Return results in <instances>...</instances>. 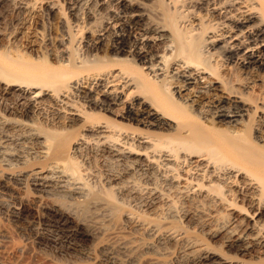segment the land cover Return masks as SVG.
<instances>
[{
  "label": "bare ground",
  "instance_id": "1",
  "mask_svg": "<svg viewBox=\"0 0 264 264\" xmlns=\"http://www.w3.org/2000/svg\"><path fill=\"white\" fill-rule=\"evenodd\" d=\"M43 1L0 0V64L25 76L0 90L30 119L0 118V166L45 164L3 170L0 211L23 218L5 189L33 190L36 235L83 264H264V0H61L69 19L46 1L63 44L35 59L13 38L32 43ZM84 11L108 16L79 49ZM73 128L91 139L66 145Z\"/></svg>",
  "mask_w": 264,
  "mask_h": 264
},
{
  "label": "rangeland",
  "instance_id": "2",
  "mask_svg": "<svg viewBox=\"0 0 264 264\" xmlns=\"http://www.w3.org/2000/svg\"><path fill=\"white\" fill-rule=\"evenodd\" d=\"M46 1L49 2V1H56V0H45V2L43 1L42 8L38 10L40 12L37 15V19L35 20V23H36L35 28H36L37 34H36L35 39L32 41V43L29 44V42H31L29 41V39L25 41V39L20 40L21 37L17 38V36H15L13 38L14 39L13 41H15V38L18 39L15 42V44H13L16 46V49L19 48L27 52L32 47V50L30 51H33L32 56L35 59H39L42 56V54L45 52H48V54L49 53L50 54L51 53L61 54V52L59 51H61V45L63 44L62 36L64 35V32H65L63 27L60 24H58L57 21L48 19V17L46 18L45 15H43L44 9L47 7ZM140 1L143 2L144 4L149 5V7L151 8H154L160 5L158 4L156 0H140ZM57 2L58 3L60 2L59 3L61 5L60 7L62 8V10H64L65 13H67L66 18L69 19L68 11H66L69 5L66 3L61 4V0H57ZM73 3H78V0H73L72 4ZM82 13H83L82 17L84 19L82 21L83 29L80 30L79 33L76 34V37L73 39L74 40L73 46L77 48L80 46L81 49L84 46V40L89 36V32L91 31L94 32L95 30H96L95 32L97 31L99 32V30H101L105 26L104 25L106 24L105 20L108 16L105 12L104 14L102 12L101 15H98L95 18H92L91 16L86 14L85 11ZM9 28L10 27L8 26V29ZM10 32H11V28L10 30L6 31L4 34V37L1 38L0 50L3 49V45L7 46L8 37H9L8 34ZM13 68L15 71L13 70ZM16 69L17 68L13 67L11 64H9V62L7 61L5 63L3 62V65L0 64V70H1L0 75H3V73L5 74L8 72L10 75L14 74L15 76L23 74L24 70L23 72L22 71L19 72ZM256 69L259 72L262 71L264 73V67H261L258 65L256 66ZM10 72H13V73H10ZM169 72L170 71H168V74ZM23 76L24 75L19 76V78ZM5 77H8L10 79L12 76L11 77L5 76ZM15 100L16 99L11 95V92L9 93V92L0 90V118L10 121V124L11 123H15V124L28 123L30 119L28 117H24L23 114H21V110L15 105L16 104ZM43 127L44 126H41L40 129ZM6 130H11V132H9L10 134L14 133V128H12V126H8L6 129H4V131ZM45 130L46 128L44 129V131ZM1 132L2 131H0V134ZM62 136H61L62 137L61 141L66 143V145H69V144L71 145V143H74L77 139H80V138L88 137L91 139L92 134L89 132H85V130L82 128H73L67 132H63ZM86 152L87 151L82 150L80 153H78L75 156V157H78L77 160H80L79 162L85 159ZM27 164L28 165L24 169H21L22 167L18 166L17 168H19L20 169L19 170L16 168V166H14L13 168L14 170L11 167L10 168L11 170L9 169L10 171L4 170L5 168L0 166V174H2L4 171L8 172L7 174L4 173V175L7 176L9 174L10 177H11L12 172H15L14 174H12V176L19 175L20 173L22 175L30 174V172L33 169L42 167L44 162L43 164L42 162L37 163L35 161H32V159H30L28 160ZM13 165H17V163L13 162ZM2 175L0 176L4 177ZM15 186L16 185L13 184V185H10L9 188H6L7 190L5 189L6 191L5 193L7 194H5L6 197H3V198L8 202L10 200L9 203H11V201L13 202L15 201V203L19 202L18 204H21L23 202L25 206L24 207V217L19 220H16V219L7 217L3 212L0 211V264H70V262H74L76 259H73L72 257L68 256L66 252H64L65 254L64 253L61 254L57 252L58 251L57 248L54 247L48 240H46L45 238H40L36 235L37 234L36 232L38 229H43L46 226L51 227L53 222L49 220L50 218H48L47 214L42 213L40 211V208H38V206H40L39 205L40 203L37 201L36 196H34V195H37L36 192H34L31 189L23 190L19 188L18 186L16 187ZM1 187H3V184H1L0 188ZM92 187L94 188V186ZM95 188H94L95 192L98 191L99 189V191L105 193L106 189L104 188V186H102V184L101 186L99 184H96ZM20 199H22V201ZM59 201L63 204L65 203L67 204L66 200L59 199ZM57 231L61 232L60 230H57ZM211 245H215V244L212 243ZM96 251L97 253H100L99 249H96ZM75 262H74L75 264L84 263L83 261L81 262V260H76Z\"/></svg>",
  "mask_w": 264,
  "mask_h": 264
}]
</instances>
